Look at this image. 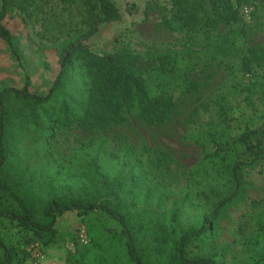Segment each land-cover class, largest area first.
<instances>
[{
	"label": "trees",
	"instance_id": "16d2710c",
	"mask_svg": "<svg viewBox=\"0 0 264 264\" xmlns=\"http://www.w3.org/2000/svg\"><path fill=\"white\" fill-rule=\"evenodd\" d=\"M257 1L264 3L170 0L161 25L172 32L213 35L232 46L234 39L223 29L246 19L242 6ZM8 16L40 25L48 45L39 43L37 51L54 49L59 70L43 94L29 88L28 75L21 87L0 81V264H25L32 257L28 246L56 243L57 220L66 211H77L90 233L87 244L68 253V264H228L234 245L218 237L231 210L249 197L247 174L263 170L264 125L234 133L227 109L220 107L219 124L198 139L202 157L180 197L162 177L172 162L162 149L143 146L137 153L126 144L119 153L99 136L83 142L82 152L65 163L54 148L59 131L104 133L132 116L164 125L179 102L167 89L151 85L132 49L98 53L89 46L101 25L122 18L113 0H0V37L12 45L14 34L4 23ZM197 45L148 50L156 63L153 71L175 75L172 82L181 80L186 92L197 90L194 70L176 75L175 59L180 53L191 58ZM253 51L249 47L243 55L247 72ZM192 187L206 208L184 228L180 215ZM242 246L251 264H264V204Z\"/></svg>",
	"mask_w": 264,
	"mask_h": 264
},
{
	"label": "rangeland",
	"instance_id": "374dc122",
	"mask_svg": "<svg viewBox=\"0 0 264 264\" xmlns=\"http://www.w3.org/2000/svg\"><path fill=\"white\" fill-rule=\"evenodd\" d=\"M113 1L121 10L122 18L101 25L99 32L89 40V46L98 53H109L123 46L138 53L140 65L151 85L158 90L167 89L179 102V107L164 125H148L132 116L128 123L114 126L104 133H90L79 128L61 130L54 140L56 156L67 163L75 159L83 142L99 136L105 137L108 147L119 153L126 144H132L137 153L143 146L162 149L172 157L171 172L163 173L162 177L169 184L170 192L180 197L188 190L190 171L202 157L198 139L210 127L219 124L222 119L220 107L227 109L234 133L248 125H264V3L254 2L249 17L244 15L246 19L231 29H223L234 39V44L227 46L221 43V38L213 35L205 38L201 34L172 32L162 26L161 20L171 8L170 0ZM4 23L14 34V40L10 45L0 37V81L21 87L28 75L29 88L46 93L59 70L56 51L50 47H46L43 54L37 51L39 43L48 45L40 37L39 24L25 25L19 16H8ZM192 41L198 42L195 46L197 52L191 58L181 53L175 58L176 75L194 70L192 80L199 83L197 90L186 92L181 80L172 82L175 75L164 77L153 71L156 63L147 51H181ZM249 47L254 51L250 59L252 70L247 72L243 55ZM247 176L252 182L249 197L231 210L218 237L219 242L234 245L228 264H251L242 245L253 229L258 207L264 204V167L262 171H252ZM196 189L192 187V197L186 201L180 215V225L184 228L194 224V215L206 208L195 196ZM56 228L59 232L56 243L45 248L38 244L28 246L32 253L30 261H46V264L57 261L60 264L62 259L64 263L70 251L90 241L87 226L77 211L59 215ZM48 248L56 254L50 256L49 251L46 254Z\"/></svg>",
	"mask_w": 264,
	"mask_h": 264
},
{
	"label": "crops",
	"instance_id": "0c3cea01",
	"mask_svg": "<svg viewBox=\"0 0 264 264\" xmlns=\"http://www.w3.org/2000/svg\"><path fill=\"white\" fill-rule=\"evenodd\" d=\"M47 251H49L50 253H49V255L51 256V253L53 254V255H55L56 253H55V251L53 252L52 251V249L50 248H48V249H46V254H47ZM45 255V254H44ZM61 254L60 253H58V256H60ZM45 256H47V255H45ZM61 260V262H59L60 264H67V262H65V261H67V259L65 258V261H64V263H62L63 261H62V259H60ZM33 260H29L28 262H26L25 264H46V261H40V262H37V261H35V262H32ZM52 264H58L57 263V261H53V263Z\"/></svg>",
	"mask_w": 264,
	"mask_h": 264
},
{
	"label": "built area",
	"instance_id": "2783aa9c",
	"mask_svg": "<svg viewBox=\"0 0 264 264\" xmlns=\"http://www.w3.org/2000/svg\"><path fill=\"white\" fill-rule=\"evenodd\" d=\"M252 4H245L242 6V11L244 13V15H246L247 17L250 16L251 12H252ZM84 242H86L84 239H82Z\"/></svg>",
	"mask_w": 264,
	"mask_h": 264
}]
</instances>
